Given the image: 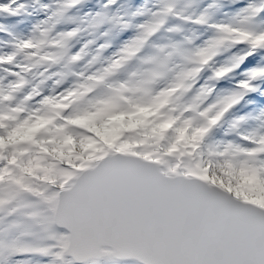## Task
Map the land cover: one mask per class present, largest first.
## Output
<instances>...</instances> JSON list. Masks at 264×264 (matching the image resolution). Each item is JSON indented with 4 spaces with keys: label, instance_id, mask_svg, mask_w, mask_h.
Returning a JSON list of instances; mask_svg holds the SVG:
<instances>
[{
    "label": "snow or ice",
    "instance_id": "obj_1",
    "mask_svg": "<svg viewBox=\"0 0 264 264\" xmlns=\"http://www.w3.org/2000/svg\"><path fill=\"white\" fill-rule=\"evenodd\" d=\"M81 2L35 0L46 17L0 50V264H264V107H255L264 105V0L212 24L215 4L193 15L195 0H159L109 56L110 43L96 39L72 51L85 30L79 25L56 31L77 20L69 12ZM24 9L18 0L0 4L11 15ZM169 17L209 25L214 34L196 45L181 24L165 27ZM105 22L133 26L97 12L87 28ZM162 29L181 38L153 41ZM236 45L243 48L216 66L215 57ZM249 57L257 62L243 78L218 90ZM173 88L144 125L125 126L115 139L75 122L105 105L115 113L148 107ZM60 102L66 106L56 108ZM242 102L253 108L230 115ZM38 121L46 122L33 127ZM134 133L154 142L160 158L130 146ZM65 145L98 147L81 164Z\"/></svg>",
    "mask_w": 264,
    "mask_h": 264
},
{
    "label": "rangeland",
    "instance_id": "obj_2",
    "mask_svg": "<svg viewBox=\"0 0 264 264\" xmlns=\"http://www.w3.org/2000/svg\"><path fill=\"white\" fill-rule=\"evenodd\" d=\"M7 2L8 0H0V4H4ZM18 2H22L25 4V9L22 10L19 14L11 15L8 13L0 12V24H3L7 29V31H0V50H10L8 41L13 38V35L20 37H26L30 35L35 24H37L41 19H43L47 15V12L42 9L40 5L36 4L35 0H18ZM248 2L249 0H227V2L225 3L221 2L220 0H195L193 8L189 9V13L193 15H198L208 5L215 4L217 5L216 7L208 9L210 14L209 24L221 22L228 23L231 18L236 14V12H238L239 9L244 7ZM41 3H52V0H41ZM98 3H103V8L101 10L96 9ZM181 3H183V0H181ZM106 4L107 0H96L94 4H88L85 1L69 14L77 17V20L75 22L64 21L62 25L56 29V31H62L70 29L75 25H81L82 28L85 29L75 38L74 42L72 43L73 52L78 51L85 41L89 39H96L97 45L100 43H104L105 41H112V47L105 56L111 55L113 52L118 50L120 45L123 43V40L129 39L137 31L134 25L139 24L138 20H140V18L142 19V22L150 19L151 12L155 11L156 8L159 6V0H139L137 3H134L131 0H118L115 1V3L112 5L106 6ZM138 10H143V13L138 16H132V13ZM97 12L106 14L108 17L124 16L126 19H129L133 25L132 27H129L130 29H132L130 36L127 37L129 32L127 29L125 30L121 29L119 26H113L110 22H106L105 27L103 28L101 33L108 31L109 28H112L111 36L104 37L101 36V33L95 34L94 32L88 30L87 22ZM142 17H144V19ZM261 19H264V13L261 15ZM176 24L182 25L184 29L183 34H194L196 36V45L202 44L207 38L214 34V30L209 27V25H198L193 22L180 21L174 17L170 18L165 27ZM10 33L12 35H10ZM168 36H173L175 39L181 38V34L167 33L165 30H162L154 37L153 41L162 43L165 42ZM92 47L95 48L96 45H93ZM240 48H243V45H236L232 49L222 51L220 54L217 55V57H215L216 66H219V64L224 63L230 55L236 53L237 50ZM256 62V60L250 57V66L243 67L241 65L239 69L231 73L228 77L222 79L221 86L219 87V89H228L233 87L235 81L243 78L242 72L244 71V69L252 67L253 64H255ZM208 75H210V71H205L199 82L203 83V78ZM261 87H264V84H262ZM175 91L176 89L174 88L169 89L164 92L159 98H157V100L152 105L148 107L135 106L133 107V110L129 112L115 113L109 106L105 105L96 109V111L94 112L86 113L84 116L79 117L75 122L81 123L85 126H91V128L96 131L97 134L101 136V138L115 139L116 134L119 132V130L125 126L135 128L137 124L144 125L148 121V117L153 115L155 112H158L159 109L168 102L169 97ZM82 94L83 93H80V95ZM73 98L77 97L74 96ZM64 99L67 100L68 97H65ZM65 106L66 105L63 102L57 103L55 105L56 108H63ZM255 107H264V105H256ZM252 108L253 105H246L245 103H243L242 105L237 106L235 109H233L230 115H239L241 113L248 112ZM44 122L46 121H38L37 125H34L33 127L38 126L39 124H42ZM106 123L110 125L109 128L105 126ZM253 123V121H249V124L247 126H252ZM163 126L166 127L169 125L165 124ZM225 127L226 125L217 129L215 132V136L222 137ZM194 139L195 135L193 136V140ZM89 141L90 138L86 139L84 141V144L89 145ZM137 145L146 149V156L155 157L158 159L160 158V156L158 155L159 149L154 146V142L150 141L147 136H143L139 133H134L131 138L130 146L135 147ZM64 147L67 150L68 156L73 161L79 160L81 164H83L90 156L95 155L96 148L98 147V145H90L88 147L83 148V150H77L74 147L68 145H65ZM177 151L179 152L177 159H179L182 163L185 158V153L188 151V149H178ZM191 151L194 152L195 148H192ZM188 158H191L190 153L188 154ZM221 175H224L225 179L236 180V177L230 178L223 172L221 173Z\"/></svg>",
    "mask_w": 264,
    "mask_h": 264
},
{
    "label": "bare ground",
    "instance_id": "obj_3",
    "mask_svg": "<svg viewBox=\"0 0 264 264\" xmlns=\"http://www.w3.org/2000/svg\"><path fill=\"white\" fill-rule=\"evenodd\" d=\"M102 6H103V3H98L97 6H96V9H100V10H101V9L103 8ZM25 14H26V13H25ZM25 14H24V15H25ZM142 18L144 19V17H142ZM170 18H171V17H169L168 21L170 20ZM141 20H142L141 18H140V20H138V23H139V24L142 22ZM168 21H167V23H168ZM111 30H112V28H109V29H108V32H109V35H108V36H111ZM127 30L129 31L127 37H129V36H130V33L132 32V29L128 28ZM162 30H164V29H162ZM162 30H161V31H162ZM157 34H158V33H157ZM153 39H154V37H152V40H153ZM124 41H126V40H123L122 42H124ZM110 49H111V48H110ZM108 51H110V50H108ZM217 89H219V87H218ZM109 127H110V125L108 126V128H109Z\"/></svg>",
    "mask_w": 264,
    "mask_h": 264
},
{
    "label": "water",
    "instance_id": "obj_4",
    "mask_svg": "<svg viewBox=\"0 0 264 264\" xmlns=\"http://www.w3.org/2000/svg\"><path fill=\"white\" fill-rule=\"evenodd\" d=\"M62 230L66 231V229H62Z\"/></svg>",
    "mask_w": 264,
    "mask_h": 264
}]
</instances>
